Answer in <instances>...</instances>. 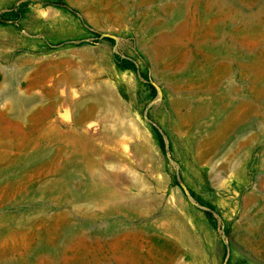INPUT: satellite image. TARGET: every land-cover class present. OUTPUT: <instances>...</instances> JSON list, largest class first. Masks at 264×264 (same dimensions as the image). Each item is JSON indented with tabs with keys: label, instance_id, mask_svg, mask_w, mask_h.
<instances>
[{
	"label": "rangeland",
	"instance_id": "obj_1",
	"mask_svg": "<svg viewBox=\"0 0 264 264\" xmlns=\"http://www.w3.org/2000/svg\"><path fill=\"white\" fill-rule=\"evenodd\" d=\"M21 262L264 264V0H0Z\"/></svg>",
	"mask_w": 264,
	"mask_h": 264
},
{
	"label": "bare ground",
	"instance_id": "obj_2",
	"mask_svg": "<svg viewBox=\"0 0 264 264\" xmlns=\"http://www.w3.org/2000/svg\"><path fill=\"white\" fill-rule=\"evenodd\" d=\"M17 99H19V98H17ZM14 101V100H13ZM17 101V100H16ZM16 101H15V103H16ZM20 102V101H19ZM21 105V104H20ZM18 106V105H17ZM19 107V106H18ZM20 108V107H19ZM18 109V108H17ZM21 110V109H20ZM21 121V120H20ZM69 141V140H68ZM73 142V141H72ZM68 182V181H67ZM66 182V183H67ZM95 189V188H94ZM95 191V190H94ZM96 191H97V189H96ZM84 192V191H83ZM26 193H27V191H26ZM14 216V215H13ZM8 218V217H7ZM20 218V217H19ZM11 219V218H10ZM8 220H9V218H8ZM6 221H7V219H6ZM19 221V219L17 220V222ZM20 222V221H19ZM3 226V225H2ZM19 258H21V257H19ZM22 259V258H21ZM16 260V259H15ZM17 261V263H18V260H16ZM6 264V263H5ZM21 264H22V262H21Z\"/></svg>",
	"mask_w": 264,
	"mask_h": 264
}]
</instances>
